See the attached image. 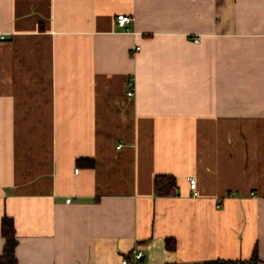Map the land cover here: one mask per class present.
I'll return each mask as SVG.
<instances>
[{
  "label": "crops",
  "instance_id": "1",
  "mask_svg": "<svg viewBox=\"0 0 264 264\" xmlns=\"http://www.w3.org/2000/svg\"><path fill=\"white\" fill-rule=\"evenodd\" d=\"M0 33V255L8 217L18 264H264V0H0Z\"/></svg>",
  "mask_w": 264,
  "mask_h": 264
},
{
  "label": "trees",
  "instance_id": "2",
  "mask_svg": "<svg viewBox=\"0 0 264 264\" xmlns=\"http://www.w3.org/2000/svg\"><path fill=\"white\" fill-rule=\"evenodd\" d=\"M176 188L173 176L162 175L156 178L154 190L157 195L167 196L173 195ZM1 232L4 237V246L2 254L0 255L1 264H18L14 255V248L17 243L15 238L14 226L12 219L3 217L1 222ZM256 252L248 260H223L212 259L199 263H184V264H256L258 263Z\"/></svg>",
  "mask_w": 264,
  "mask_h": 264
},
{
  "label": "built area",
  "instance_id": "3",
  "mask_svg": "<svg viewBox=\"0 0 264 264\" xmlns=\"http://www.w3.org/2000/svg\"><path fill=\"white\" fill-rule=\"evenodd\" d=\"M132 21L131 16L126 14H118L116 16V24L120 27H125L128 23ZM5 38L4 34L0 33V40ZM197 40V39H195ZM128 89L126 95L128 97H132L134 95V85L132 80L127 82ZM119 147V146H118ZM189 183V188L193 195H196V183L193 176L187 178ZM68 201V200H67ZM142 252L136 248H133L129 253L125 254L121 258V264H146L143 261Z\"/></svg>",
  "mask_w": 264,
  "mask_h": 264
}]
</instances>
